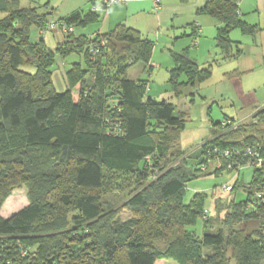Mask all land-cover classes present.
<instances>
[{
    "label": "trees",
    "instance_id": "16d2710c",
    "mask_svg": "<svg viewBox=\"0 0 264 264\" xmlns=\"http://www.w3.org/2000/svg\"><path fill=\"white\" fill-rule=\"evenodd\" d=\"M200 13L221 24L215 41L225 57L232 55L231 29L255 32L240 18L236 0H209ZM48 15L0 0V205L22 185L29 198L0 217V264H264V206L246 209L255 172L247 184L233 183L229 201H216L226 234L205 231V193L184 203L186 182L211 174L200 170L202 146L211 136L197 154L198 169H187L178 144L184 114L166 100L146 98V81L126 77L132 64H149L153 42L118 24L91 37L65 35L63 44L48 48L30 40V28H43ZM86 18L75 12L57 21L82 25ZM92 44L98 48L95 59ZM72 53L81 61L67 68L68 87L57 92L55 59ZM171 59L168 83L175 96L210 74L185 52H171ZM242 139L264 155V105L224 132L220 144ZM128 179L133 186L126 204L135 217L118 224L109 196L130 187ZM238 187L242 201L234 197ZM201 217V235L186 228ZM250 222L256 227L247 231ZM20 247L30 248L24 258Z\"/></svg>",
    "mask_w": 264,
    "mask_h": 264
},
{
    "label": "rangeland",
    "instance_id": "374dc122",
    "mask_svg": "<svg viewBox=\"0 0 264 264\" xmlns=\"http://www.w3.org/2000/svg\"><path fill=\"white\" fill-rule=\"evenodd\" d=\"M76 32V30H75ZM79 32V31H78ZM40 36L41 33L39 31ZM46 34V33H44ZM236 34V36H235ZM232 39H240L241 44L236 42L232 45V55L221 58L216 62V56L213 54L212 59L206 66L209 68L210 74L207 78L202 79V82L194 85L183 87L180 95L175 96L170 91L168 99H171L176 104V109L182 112L185 116L184 127L179 135V147L185 151L186 167L189 170L198 169L196 162L199 149L207 138L210 137L212 129L216 127L212 124L218 119H221L223 114L234 117L236 121H248L253 117V113L259 107L264 105V20L260 22V28L257 29L254 36H245L237 28L231 34ZM236 37V38H234ZM238 45V46H237ZM239 50V53L237 52ZM215 57V59H214ZM143 63L137 62L129 66L126 77L129 79H137L142 77L146 79L148 90L156 89V84L164 82L165 90L169 88L168 78L165 80H156V72L152 70L150 78L149 72L143 69ZM235 66L244 67L245 72L240 74L238 83H235L223 75L227 70L233 69ZM157 70V69H156ZM162 76V75H160ZM159 76V77H160ZM158 77V78H159ZM161 81V82H156ZM152 84L155 85L152 88ZM162 89V87H160ZM241 88L243 93L239 92ZM243 118V119H240ZM219 131V126L216 132ZM198 175L197 178H191L186 182L184 193V203L187 204L194 193H205L207 195L204 210H208L210 219L206 222L205 231L216 232L218 228L226 234L227 227H224L217 221V216H223L224 211L215 209L216 201L225 203L232 198L231 193L221 192V186L227 183L237 181L232 173L224 172L214 175ZM253 170L244 168L241 170L238 179L241 184L245 185L249 182ZM125 184H130V187H125L123 191L112 193L109 198L115 202L114 209H117V221L127 223L135 217L130 206L126 204L128 200V190L132 188V179L124 181ZM123 182V184H124ZM28 188L22 185L19 189L13 190L11 194L0 205V217L7 218L15 213L20 208L28 204ZM235 199L242 201L245 199V194L242 188L238 187L235 192ZM163 208L164 207H160ZM140 216V215H138ZM218 216V217H219ZM238 228L239 225H235ZM241 227V226H240ZM256 227L255 222H250L246 226L247 231ZM194 231L197 235L202 233V217L197 219L195 224L186 227ZM155 264H178L173 260H166Z\"/></svg>",
    "mask_w": 264,
    "mask_h": 264
},
{
    "label": "crops",
    "instance_id": "0c3cea01",
    "mask_svg": "<svg viewBox=\"0 0 264 264\" xmlns=\"http://www.w3.org/2000/svg\"><path fill=\"white\" fill-rule=\"evenodd\" d=\"M16 1L20 7H37L41 12L48 13V22L57 21L75 12H79L82 16L87 17V21L82 25H74L75 33L78 35L91 37L96 33H107L118 24H123L137 30L143 37L153 42L149 64H143V69L149 72L148 76L150 78L153 77L151 73L154 69L153 72H156V80L168 78L169 70L173 67L171 52H185L201 68H206L208 62L213 60L211 58L213 54L217 57L216 62L221 60V58H226L215 41L216 30L221 24L208 14L200 13L201 8L209 0H160L156 10L150 0H124L111 5L106 15L98 14L97 19H93L90 9L93 3L92 0ZM236 5L240 18L249 25L255 26V32L253 34H245L237 29L245 36H254L257 29L260 28L261 20H264V0H236ZM234 29L230 30L229 38L234 43L241 44L242 41L240 39H232L231 37ZM65 39V35L59 30H51L40 36L37 27L30 28L31 42L42 40L48 48L53 49L63 44ZM80 61L81 56L76 53H72L65 58L56 57L52 68V82L57 92H63L68 87L66 79L67 68L72 63ZM244 72V67L235 66L233 69L225 71L223 75L225 74L229 80L235 83L241 76L240 74ZM131 80L146 81L142 77ZM156 82L159 83L161 81ZM162 85L166 86L164 82ZM162 85L156 84V89L152 93V90L146 89V82L145 97L156 101L166 100L176 106L174 101L168 99L171 91L170 85L163 94L162 90L165 89V86ZM154 87L155 85L152 84V88ZM239 92L243 93L241 88H239ZM224 118L234 119V117L223 114L221 119L215 122L212 121L216 129L218 127L216 125L217 122H220ZM216 129H212L211 135ZM237 180L240 181L238 178ZM160 262L166 263L167 261L158 260L155 263Z\"/></svg>",
    "mask_w": 264,
    "mask_h": 264
},
{
    "label": "built area",
    "instance_id": "2783aa9c",
    "mask_svg": "<svg viewBox=\"0 0 264 264\" xmlns=\"http://www.w3.org/2000/svg\"><path fill=\"white\" fill-rule=\"evenodd\" d=\"M91 12L104 14L108 12L111 5L122 2L124 0H92ZM156 10L160 0H150ZM51 30H59L64 35L74 34L75 28L72 24H67L64 21L48 22L43 28L39 29L41 35ZM104 45V43H102ZM91 58L95 59L98 56V48L93 44L89 47ZM240 121L229 118L222 119L218 126L219 131L211 135L204 143L207 147L202 146V165L200 170L204 173H232L237 179L241 170L251 168L257 174L256 185L253 188L246 209L264 206V155L261 154L258 145L250 144L242 140H237L235 143L224 146L221 145V135L224 132L233 130L240 124ZM213 136V137H212ZM202 144V145H204ZM253 175V174H252ZM252 178V176H251ZM251 180V179H250ZM233 188V183H227L221 186V192L229 193ZM209 215L208 210H205L204 215ZM16 245H19L16 243ZM19 257L24 258L30 253V248L20 247L18 250ZM55 264V263H54Z\"/></svg>",
    "mask_w": 264,
    "mask_h": 264
}]
</instances>
